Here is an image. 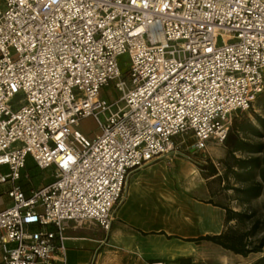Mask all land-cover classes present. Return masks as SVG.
Masks as SVG:
<instances>
[{
	"label": "built area",
	"instance_id": "1",
	"mask_svg": "<svg viewBox=\"0 0 264 264\" xmlns=\"http://www.w3.org/2000/svg\"><path fill=\"white\" fill-rule=\"evenodd\" d=\"M3 3L0 183L12 204L0 210L1 264H67L69 222L109 230L137 170L179 153V137L193 152L224 143L264 91V0ZM115 80L110 103L101 89ZM87 116L94 139L77 129ZM28 157L54 175L26 193Z\"/></svg>",
	"mask_w": 264,
	"mask_h": 264
},
{
	"label": "crops",
	"instance_id": "2",
	"mask_svg": "<svg viewBox=\"0 0 264 264\" xmlns=\"http://www.w3.org/2000/svg\"><path fill=\"white\" fill-rule=\"evenodd\" d=\"M1 8H4L3 0H0ZM261 140L264 141V136ZM237 155L238 157L248 156L247 153H238ZM30 159H27L26 167L23 170L25 178L28 179L31 176L27 168L30 171L36 168L33 159L31 157ZM158 163L159 160L147 165L140 171L137 170L138 172L136 171L137 173L131 176L125 201L118 209L116 218L109 230H105L95 221H86L82 224L74 221L68 223L65 230L67 264H150L153 261L165 259L167 253L165 250L166 235L197 238L207 234H219L225 230L226 209L215 205L217 202L214 199L213 189L208 187L210 185L209 181L205 182V201L193 199L190 203L189 216L191 222L179 233L167 228L166 217L169 216V213L170 216L173 213L171 193L170 190L166 189L167 185L163 179H153L149 174ZM4 168L6 167L1 168V170L6 172L7 168L6 170ZM259 179L258 175L257 180ZM224 184L225 182H222L221 185L224 186ZM2 185H6V183H0V188ZM130 187L137 200V203L132 206H129L132 201L130 199ZM25 192L29 193L30 190ZM222 195L224 196L223 206L231 207V203H236L237 208L232 207L236 211L255 209L254 204L264 197V185L259 195L241 202L236 199L233 190H222ZM167 197L171 201L167 200ZM11 204L12 199L10 198L0 210L9 207ZM209 216H211V219ZM209 221L217 226L219 225V228L217 230L209 228L206 225ZM225 250L232 253L231 250ZM2 254L3 251L0 248V264ZM170 254L175 255L176 249L171 250ZM232 254L236 257L233 264H244L241 259L255 253L248 256L237 253ZM263 255L264 253H261L260 256L248 261L246 264L254 263Z\"/></svg>",
	"mask_w": 264,
	"mask_h": 264
},
{
	"label": "rangeland",
	"instance_id": "3",
	"mask_svg": "<svg viewBox=\"0 0 264 264\" xmlns=\"http://www.w3.org/2000/svg\"><path fill=\"white\" fill-rule=\"evenodd\" d=\"M221 42L222 38L220 37L219 43ZM130 65L131 56L128 52H126L119 57V66L121 71L125 74L130 69ZM116 82L117 80L111 81L108 86H104L101 89V97L110 103L114 102L120 97V92H118L115 87ZM23 98L24 95L22 93L17 94L11 100V106L13 108H17ZM115 109L116 107H114V110ZM255 111L264 115V110L258 106H255ZM240 114L241 111H238L234 114V116ZM100 119L104 121V116L101 115ZM77 129L89 139H94L98 134H100L99 125L93 116L82 117L79 121V126ZM177 141L179 142L180 146L179 153L158 159L159 163L156 165L155 169L150 171L149 174L153 179L161 178L166 182V189L168 191L170 190L171 200L173 202L172 215L170 216V213L167 212L169 213V216L166 217V221L168 222L166 227L179 233L191 222L189 216V207L191 206L190 203H192L193 199H202L205 201L206 181L210 182L208 187L213 189L214 199L216 202L219 204L224 203V196L222 195V183L220 182L219 177H205L207 171L204 167L208 166L210 163H213L219 170L218 175L223 174L224 171L222 160L226 158L227 151L224 143L209 142L205 150L193 152L192 138L188 136L179 137L177 138ZM28 160H31L30 157H28ZM143 168H140L138 171L142 170ZM27 169L31 178H25L24 174H22V180L20 183L25 191H28L33 187H40L53 179L54 169L52 168L40 169L36 167L33 171H30L29 168ZM4 170H6V168H4ZM137 172H135V174ZM8 188H10V183L2 185L0 188V208L3 207L5 202L10 199L7 193ZM132 193V188L130 187V199H132V201L129 206L137 203L136 197H134ZM143 200L146 201L144 198ZM167 200H170L169 197H167ZM230 205L231 207L237 208L236 203H231ZM254 206L257 211V216L263 220L264 226V197L261 199V201L255 203ZM209 218L211 219V216H209ZM231 224H235V221H233ZM206 225L212 230H217L219 228V225L217 226L210 221L207 222ZM243 227H245V225L241 226V228ZM166 236L165 250L167 253L164 260L168 264L235 263L236 257L232 254L234 252L230 253L211 241L205 239L189 241L188 239L190 238H184L180 235ZM173 249H176L175 255L170 254L171 250ZM261 253H264V249L260 253L258 252L251 254L248 257L242 258L241 261L246 264L248 261H252L256 257L260 256Z\"/></svg>",
	"mask_w": 264,
	"mask_h": 264
},
{
	"label": "trees",
	"instance_id": "4",
	"mask_svg": "<svg viewBox=\"0 0 264 264\" xmlns=\"http://www.w3.org/2000/svg\"><path fill=\"white\" fill-rule=\"evenodd\" d=\"M255 106L264 110V91L249 112L233 116L224 141L227 155L222 160L223 174L218 175L219 170L213 163L204 167L207 171L205 177H219L221 183L225 182L222 190H233L239 202L259 195L264 185V141L261 140L264 136V115L257 113ZM238 153H247L248 156L238 157ZM215 205L226 209L225 230L219 234L190 238L189 241L205 239L243 256L263 251V220L257 216L255 209L236 211L226 205ZM232 221L235 224H231ZM242 225L245 227L241 228ZM252 264H264V255Z\"/></svg>",
	"mask_w": 264,
	"mask_h": 264
}]
</instances>
